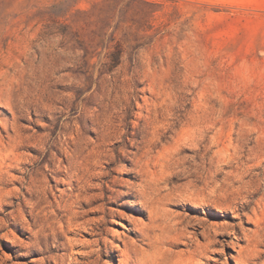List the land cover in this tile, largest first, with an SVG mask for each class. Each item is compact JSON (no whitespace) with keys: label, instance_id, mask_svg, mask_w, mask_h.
<instances>
[{"label":"rangeland","instance_id":"1","mask_svg":"<svg viewBox=\"0 0 264 264\" xmlns=\"http://www.w3.org/2000/svg\"><path fill=\"white\" fill-rule=\"evenodd\" d=\"M251 180L259 207L264 0H0L7 264H173L168 219L232 223L189 192L211 181L227 204ZM79 192L87 207L74 216ZM258 221L237 231L240 255L217 247L218 264H264Z\"/></svg>","mask_w":264,"mask_h":264},{"label":"bare ground","instance_id":"2","mask_svg":"<svg viewBox=\"0 0 264 264\" xmlns=\"http://www.w3.org/2000/svg\"><path fill=\"white\" fill-rule=\"evenodd\" d=\"M61 160L63 161V158ZM104 169L106 168L100 167L99 173L102 174L104 172ZM244 173L245 171H242L239 174L237 173L235 177L242 176ZM211 181L207 182L205 190L200 191L201 194L193 190L189 192V197L190 198L194 197L193 202L195 204H202L203 206H209L211 205V203H215L214 207L217 208L218 211L227 212L231 214V215L226 214L225 219L231 220L232 223L224 221L218 224L219 230H217L215 227L214 228L211 227L212 229H207L206 227L208 226L207 223L205 224V221L203 222L202 220H199L200 222L199 226L191 227L189 223L185 224L184 221L180 222L178 218L168 219L167 222L169 224L170 230L173 231V234L177 233L174 237H172V241H170L171 248L167 249L168 250L167 252L175 255L174 256L175 258H172L174 260V261L172 260L173 264H218L219 263L218 259H215V256L220 254L219 251L217 250V247L223 246L224 244L230 245L232 250L240 255V253L242 252V248L239 249V242L241 239L236 237L237 231L239 229H242L243 225L249 224L250 221H252L253 225H256L259 222L258 221L259 217L260 216L264 217V202L261 206L257 207L256 202L252 201L253 197L258 195L261 190V188H259V185L257 183L254 182L255 183L254 185L252 180H251L252 182L244 181L239 183L238 185L239 187L237 188V190L236 191L234 190L236 194L234 193L235 196L231 200V203L218 204L216 202H213L212 200V198L214 199L213 195L215 193L212 190L213 182ZM199 182L200 180L197 181L196 178L193 179V181H191L192 184L191 187L193 189H196ZM76 189L77 191L81 190L78 187V185H76ZM95 190H101V187H98ZM88 191H91V189L89 188L85 192L88 193ZM81 195L82 193L79 192L74 196V201L72 202L75 211L73 212L74 216H77L80 213H84L85 208L87 207V205L83 203V201L80 199ZM190 198H187V200H190ZM239 198L242 201H238ZM253 205L255 206L251 207ZM4 206L7 207L8 205L4 204ZM18 206L19 208L17 210V214L21 218L23 209L20 208L21 204H19ZM249 208L250 211H247ZM0 212L3 213V205L1 200H0ZM28 215L32 216V209L31 211H29ZM78 219L79 218H74V220H78ZM21 222L23 225L26 224V222L23 219L21 220ZM14 225L15 223L13 222L6 224L7 227L9 226L14 227ZM190 227L193 231L189 230ZM136 236L140 240V243L142 242L141 244H143L145 247L149 246V244H147L148 242L146 243L148 237L144 234V232L141 233L139 231ZM219 237H221L222 239H220ZM31 238L32 237L29 236L27 239H31ZM244 241H245V248L247 250L249 246V241L248 239H245ZM10 242L14 244L13 240L11 239ZM161 244L162 247L159 246V248L161 247V250L165 245H168L167 243H161ZM179 247L183 248L184 250L178 252L177 248ZM20 249L25 250L26 246H20ZM137 250L138 249H136V251ZM22 256L25 255H20V257ZM17 257L18 256H16V258ZM246 258H248V256H246ZM246 258H244L243 260L240 259L236 264H245V262H247L245 260ZM9 259H10L9 256H7L6 254L0 251V264H7V261H9ZM121 262L122 264H129V261L125 260L123 257L121 259Z\"/></svg>","mask_w":264,"mask_h":264}]
</instances>
